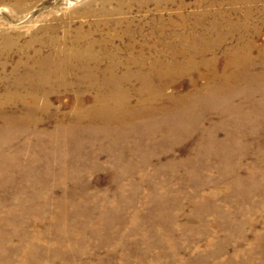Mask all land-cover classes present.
<instances>
[{
  "label": "rangeland",
  "instance_id": "obj_1",
  "mask_svg": "<svg viewBox=\"0 0 264 264\" xmlns=\"http://www.w3.org/2000/svg\"><path fill=\"white\" fill-rule=\"evenodd\" d=\"M181 1L186 41L152 36L157 56L143 58L161 63H133L151 16ZM99 2L0 0V43L15 42L0 96L17 62L32 73L35 49L51 52L28 48L33 34L74 36ZM146 5L122 14L141 30L133 52L128 36L107 45L115 71L109 57L80 64L40 85L27 118L0 119V264H264V0Z\"/></svg>",
  "mask_w": 264,
  "mask_h": 264
},
{
  "label": "bare ground",
  "instance_id": "obj_2",
  "mask_svg": "<svg viewBox=\"0 0 264 264\" xmlns=\"http://www.w3.org/2000/svg\"><path fill=\"white\" fill-rule=\"evenodd\" d=\"M149 1L155 3L158 10L157 12L162 11V7H167L166 5L172 3V0H108L104 2L100 0L97 8L88 7L85 12L88 16L94 17L90 22L91 26L87 29H84L81 25L78 26L74 36H72L71 31L66 30L62 34V37H58L56 35L57 29L55 27L47 28V30L53 34L47 36V40L41 36L33 34V41L29 43L28 48L35 42H38L41 45L46 41L51 52L43 55L40 47L35 49L36 53L38 52L37 58L35 59L37 67L31 69L33 71L32 73L27 70L22 74V71H20V67H23L22 60L21 62H17L16 66L12 69L13 81L8 84L5 83L4 94L0 96V119L10 121L27 118L29 113L25 111L24 106L29 102L30 104L38 102V96L40 93H42L40 95H44L40 90V85L55 80L59 75H62V77H64L63 79L66 80L67 75L72 73V68L75 69L76 67L81 66L80 64H82L83 67L87 66L92 72H95L93 69H99L103 66V58L109 57L110 62L105 68L109 72L115 71L120 65V62L118 60L116 61L114 57L120 47H112L110 51L107 49V45L115 38L125 39L124 37L128 36V42L125 47H127L128 52L131 54L135 48V42L132 38L136 34L141 33L140 28L134 26L132 20L122 16V14L124 15L128 12L132 7V3L141 8L147 7L146 4ZM197 1L202 3V0ZM184 9L181 1L177 4L176 13L169 12L166 19L163 16H160V13L157 16H151V21L149 22L151 24L150 30L142 35V39L147 41L148 45H140L137 54L138 56L133 58V63L135 62L139 67H155L161 63L159 62V58L151 62H146L143 58L145 55H156L155 45L152 43L149 44L152 36H157L159 39L164 40L174 38L186 41L189 31L186 26L188 15H184ZM197 14L199 13L196 12L195 16H197ZM117 15L121 16L117 17ZM202 16L203 15L201 14L199 17L201 18ZM109 25L110 28L108 27ZM120 27H124V31L121 29L119 30ZM104 28L111 32L107 30V35L102 36L98 31L104 30ZM14 43L15 42L12 38H6L3 40V42L0 43V55H3V53L8 54L9 47ZM169 50V56L173 61L177 60L178 56L184 53L178 50ZM35 61L33 62L35 63ZM227 63L240 64L239 59L236 58L235 55L230 56ZM32 66L33 65H31V67ZM165 66L169 67L168 64ZM32 77L33 82L31 83L32 87H30V90L28 84H30ZM115 93L110 96L112 101L115 102L112 105L119 104L118 100L122 98L120 94ZM97 99L101 102L100 109L103 110L107 109V107L110 108L109 103L105 102L104 96H98ZM77 112H82V109L78 108Z\"/></svg>",
  "mask_w": 264,
  "mask_h": 264
}]
</instances>
